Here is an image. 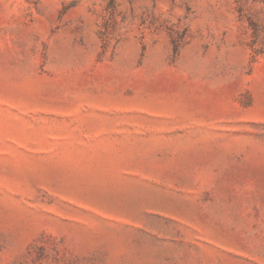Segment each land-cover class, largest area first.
I'll list each match as a JSON object with an SVG mask.
<instances>
[{"label":"rangeland","instance_id":"obj_1","mask_svg":"<svg viewBox=\"0 0 264 264\" xmlns=\"http://www.w3.org/2000/svg\"><path fill=\"white\" fill-rule=\"evenodd\" d=\"M0 264H264V0H0Z\"/></svg>","mask_w":264,"mask_h":264}]
</instances>
